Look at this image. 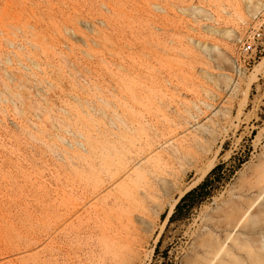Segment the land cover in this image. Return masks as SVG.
<instances>
[{"label":"rangeland","instance_id":"rangeland-1","mask_svg":"<svg viewBox=\"0 0 264 264\" xmlns=\"http://www.w3.org/2000/svg\"><path fill=\"white\" fill-rule=\"evenodd\" d=\"M260 16L264 0H0V264H131L126 247L264 263V54L236 62ZM201 125L220 181L163 227L211 172L151 160ZM151 170L166 181L131 224L124 187Z\"/></svg>","mask_w":264,"mask_h":264},{"label":"bare ground","instance_id":"bare-ground-1","mask_svg":"<svg viewBox=\"0 0 264 264\" xmlns=\"http://www.w3.org/2000/svg\"><path fill=\"white\" fill-rule=\"evenodd\" d=\"M251 1V0H247ZM262 61L258 64L256 69L254 70L253 73L258 74L260 72V68L264 67V58L261 59ZM254 79L255 80V76ZM194 128V127H193ZM207 128L203 125L198 126L194 128V132L192 133V137L189 139H184L183 141L176 142L175 144H171L167 146L165 149H163V152L156 156L153 160L154 163L157 164L156 168H164V172L167 174L168 171H170L173 167L177 166L178 163L183 162V165L185 164L188 168V170H195L197 166L202 162L203 160H208L204 165L201 166L200 169H197V175L199 176V179L202 180L211 170L214 168V161L216 160L217 155H214L212 158H209L210 154V149L204 144V141H207ZM159 138V137H158ZM167 144V143H166ZM146 168H143L144 170ZM152 171L151 175H145V173H137L134 178H130L129 182L131 183L130 185L126 183V187H124L125 192H130V195L133 197V201L135 204L132 206L133 211L131 213H128L127 215V220L129 223H133L136 221V217H138L141 221H146L145 220V214H144V209L146 208L147 200L150 198H154L157 194L156 189H153L154 186H157L158 183L164 182L165 178H160L163 177L162 173H158L156 171ZM160 179V181H159ZM166 181V180H165ZM201 182V181H200ZM184 196V195H183ZM178 202V201H177ZM176 202V204H177ZM174 205L169 214L167 219L165 220L163 227L166 225L168 219L171 217L173 214V210L175 209ZM133 213H136L137 216H135ZM140 227H134L137 230L138 236L141 235V232L149 233L150 228L146 224L145 227L142 226ZM159 237V236H158ZM157 237V238H158ZM149 239L148 235H143V237H140V241L138 244L135 246H141L144 242H147ZM241 247H244L242 244ZM128 249V254H129V259L132 262H129L131 264H135L139 258L140 254L139 251L136 249H132L131 247H126ZM126 249V253H127ZM127 256V255H126ZM260 264H264L261 263Z\"/></svg>","mask_w":264,"mask_h":264},{"label":"built area","instance_id":"built-area-1","mask_svg":"<svg viewBox=\"0 0 264 264\" xmlns=\"http://www.w3.org/2000/svg\"><path fill=\"white\" fill-rule=\"evenodd\" d=\"M264 54V17L256 18V23L247 32L239 35L236 42V62L238 71L246 70Z\"/></svg>","mask_w":264,"mask_h":264},{"label":"trees","instance_id":"trees-1","mask_svg":"<svg viewBox=\"0 0 264 264\" xmlns=\"http://www.w3.org/2000/svg\"><path fill=\"white\" fill-rule=\"evenodd\" d=\"M222 170L223 165L215 167L200 185L184 195L175 207V211L171 215L169 222L176 220V218L181 215L183 210L190 212L194 207H197L199 204L204 202L210 196L211 189L216 183H219V176Z\"/></svg>","mask_w":264,"mask_h":264}]
</instances>
